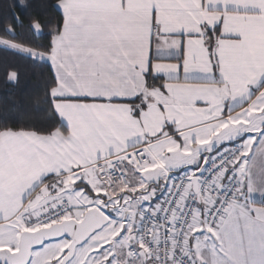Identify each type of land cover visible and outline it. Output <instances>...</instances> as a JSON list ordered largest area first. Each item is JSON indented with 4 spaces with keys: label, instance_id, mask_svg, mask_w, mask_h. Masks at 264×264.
<instances>
[{
    "label": "crops",
    "instance_id": "0c3cea01",
    "mask_svg": "<svg viewBox=\"0 0 264 264\" xmlns=\"http://www.w3.org/2000/svg\"><path fill=\"white\" fill-rule=\"evenodd\" d=\"M58 7L64 25L47 59L64 128L0 132V228H8L0 248L17 249L23 219L58 198L82 206L81 214L103 208L99 195L115 185V164L127 169L131 187L143 183L150 192L140 211L161 199L156 184L166 188L169 172L240 142L239 199L216 232L199 220L188 249L195 264H264V0H62ZM136 148L148 157L142 166ZM134 168L155 177L162 168L163 177L148 182ZM135 227L126 258L148 264ZM64 246L46 244L29 264H60Z\"/></svg>",
    "mask_w": 264,
    "mask_h": 264
},
{
    "label": "built area",
    "instance_id": "2783aa9c",
    "mask_svg": "<svg viewBox=\"0 0 264 264\" xmlns=\"http://www.w3.org/2000/svg\"><path fill=\"white\" fill-rule=\"evenodd\" d=\"M155 31L158 30L156 26ZM137 165L148 157L134 149ZM244 154L240 142L218 148L198 167L169 172L163 197L139 211L137 236L146 260L152 264H195L188 249V232L201 220L216 232L244 187L237 165ZM114 182L127 185V176L119 164L109 173ZM194 181L197 183L195 190ZM68 199L55 201L43 211L26 216L28 228L48 227L73 216Z\"/></svg>",
    "mask_w": 264,
    "mask_h": 264
},
{
    "label": "trees",
    "instance_id": "16d2710c",
    "mask_svg": "<svg viewBox=\"0 0 264 264\" xmlns=\"http://www.w3.org/2000/svg\"><path fill=\"white\" fill-rule=\"evenodd\" d=\"M61 1L0 0V132L48 135L64 128L47 59L64 25Z\"/></svg>",
    "mask_w": 264,
    "mask_h": 264
},
{
    "label": "rangeland",
    "instance_id": "374dc122",
    "mask_svg": "<svg viewBox=\"0 0 264 264\" xmlns=\"http://www.w3.org/2000/svg\"><path fill=\"white\" fill-rule=\"evenodd\" d=\"M9 44H13V43H9ZM137 149L144 152L141 148H137ZM133 170H137L136 171L137 173L143 170V175L144 177H147L146 180L148 182H151V181L159 182L163 177L162 168H159V170L156 171L157 177H155V174H153V172H151L149 175H146L144 169L140 170V169L134 168ZM122 171H124L123 168H122ZM237 172L238 174L241 175V168H238ZM109 185L110 184L108 183L107 186ZM90 187L94 188V185L90 183ZM157 187L159 189V193L163 197V194L167 186L166 188H159V185L157 186L156 184V188ZM138 188L140 191H137L130 185L126 187V186L119 184L118 182H115V185L111 186L110 189L105 188L104 191L100 193L99 195L100 197L99 199H101L99 200L100 205L106 211H108V213L112 217V220L101 231L97 232L93 237H91L85 244L77 248L76 254L74 258L72 259L73 261L70 264H77L83 260L84 261L93 260L94 264H100L99 261L102 259H105V264H132V263H129L126 256H128V251L130 247L132 246V244L134 243L132 234L134 233V227L136 226V224H138V211L141 208V205L149 200V197L146 195H149L150 193L148 190L145 193H143L145 191L144 190L145 184L143 183H140L138 185ZM153 190H152V193L154 192ZM79 191L80 192L83 191L84 194L82 195L84 197L87 196L84 190L81 189ZM62 198L64 199V197ZM105 198H111V199L107 200ZM58 199L60 200L61 198H58ZM66 199H68L70 205L72 204L73 206L74 217L78 219L81 218L83 215L81 214L82 209H83L82 206L78 204L77 207H74L75 205V203H73L74 201L72 200L73 202L71 203V200L69 198H66ZM105 200H107V202ZM6 229L8 228H5V229L0 228V231L2 230L1 233H3L4 230ZM136 234H137V228L135 232V236L137 238ZM62 242L66 246L68 243V240L65 239ZM9 247H6V248L12 250V248H9ZM2 248H5V247H2ZM47 248L49 247H45V249L43 250H46ZM35 252L32 258L33 260H35L38 256L36 255ZM122 256H125L124 263L120 262ZM60 259H61V256L59 257L58 260ZM56 262L57 261H55L54 264H56ZM34 264H44V263L41 259H39ZM148 264H152V263L149 261Z\"/></svg>",
    "mask_w": 264,
    "mask_h": 264
},
{
    "label": "water",
    "instance_id": "95a60500",
    "mask_svg": "<svg viewBox=\"0 0 264 264\" xmlns=\"http://www.w3.org/2000/svg\"><path fill=\"white\" fill-rule=\"evenodd\" d=\"M195 190L197 183L194 181ZM111 222V216L98 206L89 207L81 218H70L49 227L23 230L15 250L0 249V264H29L34 251L46 244L68 240L61 251L60 264H68L75 256L77 248L85 244L97 232Z\"/></svg>",
    "mask_w": 264,
    "mask_h": 264
}]
</instances>
